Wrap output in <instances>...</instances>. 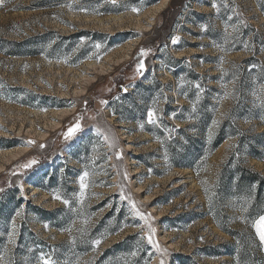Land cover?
Returning a JSON list of instances; mask_svg holds the SVG:
<instances>
[{
    "label": "rangeland",
    "instance_id": "1",
    "mask_svg": "<svg viewBox=\"0 0 264 264\" xmlns=\"http://www.w3.org/2000/svg\"><path fill=\"white\" fill-rule=\"evenodd\" d=\"M0 84V155L29 149L9 164L0 158L5 259L159 264L141 239L147 229L130 197L151 216L166 264H264L252 227L264 213L219 183L225 165L264 178V109L257 98L264 85V0H5ZM153 108L157 124L147 122ZM66 109L73 111L62 117ZM205 113L216 123L200 122L196 139H188L195 117L203 121ZM59 118L61 128L50 129ZM77 121L81 131L65 139ZM218 126L235 137L209 151ZM254 134L262 136L248 152ZM32 159L39 162L20 167ZM85 171L81 204L76 196ZM57 193L67 206L53 198ZM20 208L23 216L16 217ZM13 219L17 235L10 244Z\"/></svg>",
    "mask_w": 264,
    "mask_h": 264
},
{
    "label": "snow or ice",
    "instance_id": "2",
    "mask_svg": "<svg viewBox=\"0 0 264 264\" xmlns=\"http://www.w3.org/2000/svg\"><path fill=\"white\" fill-rule=\"evenodd\" d=\"M108 2L115 4L116 0H108ZM4 3V0H0V6H2ZM227 6V5H225ZM212 8L216 9V11H219V7L217 5V3H212ZM133 12H138L139 10L137 8H132ZM233 12H236L237 10L235 8L232 9ZM232 17H229V19H231ZM206 28V26H202V30H204ZM225 32L227 33V26L225 27ZM179 41V37H174L172 39V43L176 44ZM96 47L99 49L100 45H96ZM147 53L144 50H141L140 55H146ZM144 68V64L143 62H141L138 67H137V72L138 74H142V70ZM235 83V81L233 82ZM4 85L0 84V88H3ZM199 87V86H197ZM230 95L229 93H225V98H227V96ZM257 98L260 100V104L259 106L264 109V85L260 86V89L258 91L257 94ZM104 103V102H102ZM193 111H195V106H193ZM157 120H158V116L156 115V110L155 108L151 109L148 111L147 113V122L149 124H157ZM214 124L216 123L215 121L213 122ZM158 126V125H157ZM141 128H143V125L140 126ZM81 131V125L79 123V121H77V123L75 124L74 127L69 128V130L64 133L65 139H70L71 137H73L77 132ZM97 132L100 133L101 130L97 129ZM105 140H110V137L105 134L104 135ZM29 143L31 144L32 142L29 141ZM110 147L114 146V142L109 144ZM41 148L44 147L43 145L40 146ZM117 159H119L121 157L120 153L116 154ZM165 160H167V153H165ZM39 161L36 159H32L29 160L27 163L21 164L20 167L22 169H29L32 168L33 165L37 164ZM90 173L88 171L83 172L82 175L79 176V193L76 196V200L79 203H83V200L85 198V190L87 189L88 185V177H89ZM4 189L0 188V192H3ZM205 191L207 192V189H205ZM20 195L23 196L24 195V191H23V186H20ZM54 199L56 200H60L61 203L65 204L66 206L68 205L69 201L67 199H63L59 193L54 194L53 196ZM125 195L123 192H121V199H125ZM127 199L129 200L130 204H131V209L132 212L134 214V216L139 217L142 221H144V225L142 227H146L147 232L146 235L144 237H142L141 239H146L147 243L155 249L156 253L159 254V264H166V258L168 257V252L163 249L160 244L156 241L155 239V228L152 226L151 224V216L148 214H145L144 212L140 211L139 208L137 207V205L131 201L130 197H127ZM209 200H211V198L209 197ZM247 204L250 205L251 200L249 199L248 201H246ZM241 212H247L248 208L247 207H242L240 209ZM24 213L23 208H20L16 213L15 216L16 217H22ZM45 227L47 228L48 226L45 225ZM252 227L255 230L256 236L259 240V244L260 247L262 249H264V215H260L257 219H255L252 222ZM17 235V225L15 222V219H13L11 221V231L8 232V240L10 244H14L15 243V236ZM96 245H99L101 243L100 240H96L94 242ZM132 256L136 255V252H132L131 253ZM0 264H14V262L10 259H5V255H0ZM36 264H56V261L53 260V258L51 256H44L41 255L37 258L36 260Z\"/></svg>",
    "mask_w": 264,
    "mask_h": 264
},
{
    "label": "trees",
    "instance_id": "3",
    "mask_svg": "<svg viewBox=\"0 0 264 264\" xmlns=\"http://www.w3.org/2000/svg\"><path fill=\"white\" fill-rule=\"evenodd\" d=\"M5 1V0H4ZM203 121H199V116L197 115L194 119V137L188 138L195 140L197 136V129L200 122L204 123V125H211L213 122V114L205 113L202 115ZM264 125V123H263ZM262 134H254L250 136L251 143L248 145V152L253 151L255 147L254 141L261 137ZM228 137H235V132L224 129V126H218L217 134L212 141V143L208 146L209 151H213L217 149ZM250 142V141H249ZM256 158L257 155H253ZM223 175L221 176L219 183L223 186L225 192H232L233 196L236 198H240L244 201H248L249 199L252 201V209L251 211H258L257 213H264V178L261 177L258 173H253L249 170L242 169L241 167H234L232 171L226 170V165L223 166L222 171ZM255 187V189H253ZM252 192H255V196L252 198ZM119 245L114 246L112 249L118 248ZM112 249L106 250L102 257H106Z\"/></svg>",
    "mask_w": 264,
    "mask_h": 264
},
{
    "label": "bare ground",
    "instance_id": "4",
    "mask_svg": "<svg viewBox=\"0 0 264 264\" xmlns=\"http://www.w3.org/2000/svg\"><path fill=\"white\" fill-rule=\"evenodd\" d=\"M176 44H174V45H176ZM126 59H129V56H127ZM90 79L92 80V78H90ZM78 93H80V92H78ZM72 111H73V109H69V110L66 109V110H63L60 113L62 114V117H66ZM37 113L38 112H36V115H38ZM41 115L46 116L45 115V112H41ZM60 121H61V119L59 118L57 120V122H51L49 128L52 129V130H54V129H60L61 128ZM38 135L40 136V139H42V140H44L48 136L47 133H42V134H38ZM17 150L18 151H12L10 153L1 154L0 155V158L2 157V159L4 160V162H6L7 164H9V163H11V161L13 162V161H16V160L20 159L23 155H25L29 151L28 148H23V149L22 148H18ZM4 168H5V166H0V173H2L4 171Z\"/></svg>",
    "mask_w": 264,
    "mask_h": 264
}]
</instances>
